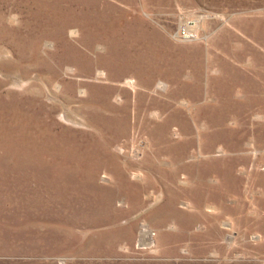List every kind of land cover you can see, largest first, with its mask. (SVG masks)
I'll list each match as a JSON object with an SVG mask.
<instances>
[{"label": "rangeland", "instance_id": "rangeland-1", "mask_svg": "<svg viewBox=\"0 0 264 264\" xmlns=\"http://www.w3.org/2000/svg\"><path fill=\"white\" fill-rule=\"evenodd\" d=\"M0 264H264V0H0Z\"/></svg>", "mask_w": 264, "mask_h": 264}, {"label": "built area", "instance_id": "built-area-1", "mask_svg": "<svg viewBox=\"0 0 264 264\" xmlns=\"http://www.w3.org/2000/svg\"><path fill=\"white\" fill-rule=\"evenodd\" d=\"M176 36L177 37H181V38L187 37V33H186L185 27L177 29Z\"/></svg>", "mask_w": 264, "mask_h": 264}]
</instances>
